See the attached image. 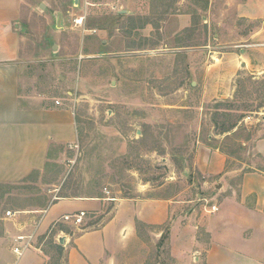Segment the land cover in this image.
Wrapping results in <instances>:
<instances>
[{"label":"rangeland","instance_id":"rangeland-1","mask_svg":"<svg viewBox=\"0 0 264 264\" xmlns=\"http://www.w3.org/2000/svg\"><path fill=\"white\" fill-rule=\"evenodd\" d=\"M225 1H30L21 22L20 95L72 109L78 139L51 154L44 170L0 185L2 248L8 254L16 236H34V248L16 264H32L33 251L44 264H67L61 229L79 235L101 228L123 201L146 199L179 204L184 218L195 211L184 221L190 233L179 229L171 240V223L139 224L125 264L203 263L204 252L187 245L193 237L210 241L207 226L218 213L210 212L220 197L216 179L201 168L206 155L223 154L226 167L242 173L263 161L255 145L264 139V51L246 42L261 24L239 18ZM248 48L253 67L238 72L236 59ZM74 198L103 206L85 211L80 226L62 216L38 232L42 218L70 211L57 201ZM8 211L17 214L6 218Z\"/></svg>","mask_w":264,"mask_h":264},{"label":"crops","instance_id":"crops-1","mask_svg":"<svg viewBox=\"0 0 264 264\" xmlns=\"http://www.w3.org/2000/svg\"><path fill=\"white\" fill-rule=\"evenodd\" d=\"M30 1L49 3L57 0H0V185L21 182L44 170L51 154H62L64 148L78 139L77 118L72 109L57 102H24L20 95L21 22ZM203 1H209L212 7L215 0ZM225 5L232 7L239 18L261 24L246 42L252 40L247 47L264 51V0H226ZM250 48L243 49L242 56L236 59L237 70L253 67ZM255 150L263 160L262 166L249 167L244 173L228 169L223 154H207L206 164L201 165L204 173L216 179L214 187L220 197L215 205L218 213L214 216V225L207 226L210 241L203 243L193 237L187 245L199 253L204 252L202 264H264V139L256 142ZM236 174L241 177L239 184L234 185L231 179ZM57 202L70 204V211L64 215L96 211L103 206L101 200L93 198ZM122 203L116 215L101 228L79 235H66L61 231L57 240L63 241L60 245L67 253V264H125L128 249L138 237L139 224L161 226L171 223V240L177 238L179 229L184 235L190 233V223L184 221L194 218L195 211L184 218L178 213L181 206L168 200H127ZM64 215L51 220L42 218L38 232H46ZM3 240V234H0V258L6 259L14 254L12 248L8 254L4 251ZM33 252L36 260L32 264L37 261V264H44L41 252ZM23 256L16 258L14 263Z\"/></svg>","mask_w":264,"mask_h":264},{"label":"built area","instance_id":"built-area-1","mask_svg":"<svg viewBox=\"0 0 264 264\" xmlns=\"http://www.w3.org/2000/svg\"><path fill=\"white\" fill-rule=\"evenodd\" d=\"M57 104L59 105L60 102H57ZM217 211H218V207L213 206L210 212L215 213ZM16 214L17 213L15 212L8 211L6 213V218H13L16 216ZM86 216H87V213L85 211H81L78 213L64 215L61 218V221L63 223H71L75 226H80L83 224ZM33 238H34L33 235H18L16 237V240H15L16 242L12 248V252L16 256L17 259L21 258L27 250L34 248L33 242H32ZM6 264H15V263H6Z\"/></svg>","mask_w":264,"mask_h":264},{"label":"trees","instance_id":"trees-1","mask_svg":"<svg viewBox=\"0 0 264 264\" xmlns=\"http://www.w3.org/2000/svg\"><path fill=\"white\" fill-rule=\"evenodd\" d=\"M61 231L63 230L61 229ZM58 248L64 249L63 246H61L60 244L58 245Z\"/></svg>","mask_w":264,"mask_h":264},{"label":"water","instance_id":"water-1","mask_svg":"<svg viewBox=\"0 0 264 264\" xmlns=\"http://www.w3.org/2000/svg\"><path fill=\"white\" fill-rule=\"evenodd\" d=\"M60 244H63V241L62 240H60Z\"/></svg>","mask_w":264,"mask_h":264}]
</instances>
